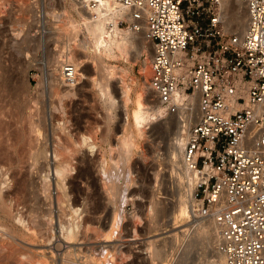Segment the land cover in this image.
<instances>
[{"label": "rangeland", "instance_id": "rangeland-1", "mask_svg": "<svg viewBox=\"0 0 264 264\" xmlns=\"http://www.w3.org/2000/svg\"><path fill=\"white\" fill-rule=\"evenodd\" d=\"M5 2H7V6L4 7L5 9H0V64L2 65V69L0 68V88L2 87L0 89V111L3 109L1 112H4L2 119L5 121V124H10V127H7H9L8 131L12 134V141L18 142L17 146H15V148H17L14 152L16 153L14 154V160L19 162V166L21 165V168H23V162L27 156V153H24V151L26 152L24 133L27 126L25 120H27L26 115L29 112H33L37 115V119H35L40 129L38 135L41 136H38L40 138L39 142L43 144L47 139V144L48 146L50 145V152L53 148V130L57 127L55 126L52 115L59 114V112L54 109L58 103V101H56L58 98L55 96L53 81L58 78L60 79V73L58 71L59 66L57 63L55 64L54 58L58 56L61 49L63 50L69 46L76 50L77 59L81 61H79L80 64H78L81 79L76 80L74 86L72 88L70 87L69 90H72V94L63 98V104L65 103L67 106L68 111H70V116L72 117L71 119L73 120L70 124H74V129L80 126V128H83L82 131L86 129L98 131V141L102 143V145L104 141L110 138L109 142H112L111 144L116 148L119 139L123 135V124L127 119L126 108L122 102L120 79L118 78L119 76H117L118 79L116 78L111 83V93L114 95L113 97L116 103L110 112L113 114L111 117L112 119L110 118V120H108L107 115L109 112L107 108L110 102L105 104L107 99L101 98L102 96L98 88L95 87L93 81L96 77V69L93 63L89 59H86L85 50L81 49L84 40V26L83 21H81L82 17H80V13L78 14L77 12L78 9L72 7V4H74L76 0H5ZM70 22L75 23L74 29L71 27ZM224 22H226L225 19ZM122 29L127 28L125 27ZM226 32L239 34V31L233 30H226ZM145 38L146 37L143 35H135L133 37L134 42L129 48L127 59L122 58L112 62L111 65L118 68H126V70H128L126 81L135 85L132 97L135 98L137 94L143 93L145 94V99L148 101V106L154 107L157 103V98L149 89L146 92L144 91L145 67L147 63L151 66L150 63L153 55L152 46ZM2 83L4 85H2ZM179 121L180 117L178 115H164L160 118L151 120L149 125L144 129V134L138 142V148L130 161L132 183L127 193L128 197L122 206L123 208L117 211L118 214H120L117 216V220L120 222V228L118 229L119 231L115 233V236H113L114 234L110 231L111 223H109V221H113L115 214L114 206L111 203L108 204V199L106 201L107 196L100 187L101 182L98 178L100 177L99 172H96L99 171L98 169L93 166V182L83 183L80 179L75 180L76 190L75 192H70L68 189L70 198H68V203L65 204L66 206H63L64 208L67 207L65 209L66 211L63 213L57 205V202H54L51 208L50 202L47 200V196H45L46 194L42 193L43 191L41 192L40 190L43 184L45 185L43 176L46 175V170L39 171V169L35 168L32 170L31 167L28 166V161L25 159V162H27L24 166L26 172H24V168L23 172L29 182L27 191H30V195L29 192H27L28 195L25 194V200H29L27 203L28 207L33 208L35 206V221L38 231L42 229V231L45 232V229H48L45 223L47 221L46 219H48L47 217H49L50 210L53 209L52 219L55 236L57 238V236H60V224L62 223L68 226L69 222L75 220L76 216L72 215L71 209L76 207L84 211L83 215L80 217L81 219L86 218L89 215V211L91 212L98 208L99 213L95 216L97 217V221H94L97 224L93 221L92 223L89 221V223L91 226L94 225V228L102 229L101 231L103 233L94 235L95 237L91 235V233L90 235L94 237L92 241H88V244L82 242L71 244L70 250L67 249L66 245L63 246L62 249L55 248V245L58 244L56 238L50 243L47 241L48 237H27L24 243L20 242L21 246L14 244L16 248V250H14L16 251L14 256H10V253L8 256L6 252L0 250V264H13L15 257L20 256L21 258H26L29 257V255L31 257L34 256V258H32L40 262L39 264H86L87 259L82 250L94 249L96 247L95 251H97L96 253L99 256L100 253L104 254V252L109 249L112 255L113 248L118 244V246L122 245V250L124 252L131 255L125 264H144L145 261L149 259L146 245L148 242L153 241L156 242L157 245H160L166 240V243L170 242L172 245L175 234L181 235V246L177 243L176 247H172L168 243V248H166L168 255L161 263L159 262V264H212V260L217 259L213 256L218 247V242L214 239V233L198 236V238L196 234V228L203 224H207L206 219L209 218L201 215L202 218L198 221H194V219H190L184 223L183 221H179L178 223L172 221L173 208L176 205L175 198L179 194V187L171 172L168 149L171 140L175 137L178 130ZM42 122L44 123L42 124ZM19 124H22V126L20 127ZM14 126H17L19 129L16 127L15 129L17 130H13ZM107 126H111L109 132L110 136L108 139L107 137L104 139L105 134H107L105 133L107 132ZM163 126H167L168 130L162 132ZM10 129L12 130L10 131ZM18 132L21 133L19 136H23V142L18 140ZM16 135L18 137H16ZM1 146L3 145H0V147ZM103 147L106 150L110 149L107 142ZM19 152L22 153V158H20L21 154ZM114 152L112 153L114 155L111 154V156H109L110 152H108V168L114 166L113 163L110 165L112 161L111 159L109 160V157H114L115 154H117V152ZM85 154L88 159H93L95 157V154H92L89 150L86 151ZM116 157H118V154L115 156V159ZM22 159L23 161H21ZM41 163L44 164V161H41ZM73 175L74 177L77 176V170L73 172ZM51 177L52 184L54 181V186L52 185V196L54 201H56L57 188L54 180L55 177L52 176V171ZM78 200L79 204L75 206V202H78ZM152 200H154V204L156 203L153 210L156 218H151V214H148ZM20 209H22V206H20ZM23 211L26 212L27 209L24 208ZM90 215L93 216L92 214ZM135 215H137L138 219L134 218ZM149 217L153 219L155 223ZM149 220L152 222L151 225ZM0 223L6 224L5 221H1ZM7 223L6 225L11 227V223L9 221ZM135 229L137 230V237H134V233H132ZM117 234L121 236V239H118ZM96 237L100 239L98 238V240ZM109 238L111 241L105 243V240ZM194 239H196L198 243L193 250L186 255L187 245L191 240L194 241ZM4 243L7 244L6 241H4ZM51 247L54 249L52 250ZM17 254L19 255L16 256ZM182 257L186 258V260H182ZM65 259L69 260L66 261ZM91 264H98V262L95 260Z\"/></svg>", "mask_w": 264, "mask_h": 264}, {"label": "built area", "instance_id": "built-area-1", "mask_svg": "<svg viewBox=\"0 0 264 264\" xmlns=\"http://www.w3.org/2000/svg\"><path fill=\"white\" fill-rule=\"evenodd\" d=\"M226 1L89 5L115 11L118 27L145 31L153 49L149 87L167 114L191 111L181 98L197 101L183 153L196 178L192 198L218 225L224 264H264V0H235L248 13L243 36L226 32ZM64 73L72 80L77 69L70 64Z\"/></svg>", "mask_w": 264, "mask_h": 264}, {"label": "bare ground", "instance_id": "bare-ground-1", "mask_svg": "<svg viewBox=\"0 0 264 264\" xmlns=\"http://www.w3.org/2000/svg\"><path fill=\"white\" fill-rule=\"evenodd\" d=\"M4 2L5 0L4 1L2 0L0 2V9H3L5 6H7L6 4L7 2L5 3ZM89 2L90 0H76V2L72 4V7L78 9L77 12L78 14L80 13L81 15L80 17H82L81 21H83V26H84V40L82 46L81 45L80 46L81 49L85 50L86 52V59H89L93 63L94 68L96 69V77L93 79L95 87L98 88L102 96L101 98L107 99V101H105V104L107 102H110L108 103L109 107L107 108V111L109 112L107 115L108 120H110V118L113 115L110 112L112 107H114L116 103L115 98L113 97L114 95L111 93L112 91L111 83L117 78V76H119L118 78L120 79V81L119 80L116 81H119L121 84L120 86H121L122 99H123L122 102L126 108V115H127V119L123 124V135L119 139L118 145L115 148L113 144H111L112 142L111 143L109 142L110 139L109 132L111 126H107L106 129L107 132H105L107 134H105L104 139H106V137L107 139L108 138L109 139L104 141V144L107 142V145L109 146L110 149L106 150L103 147L104 144L102 145V143L98 141L99 140L98 131H95L94 129H86L85 131H82L83 128H80V126H77L74 129L73 128L74 124L73 125L70 124L71 121L73 120L71 119L72 117L70 116V111H68L67 106L65 105V103L63 104V98L72 94V90H69L70 87L72 88L74 86L76 80L81 79L79 73L80 68L78 65L80 64L81 61L77 59L76 50L72 49L69 46L63 50L61 49L58 53V56L54 58L55 64L57 63L59 66L58 71L60 73V79L58 78L57 80L53 81L55 96L58 98L56 100L58 101V103L54 107V109L59 112V114L57 115L56 114L52 115V118L55 121V126L57 127L55 128V130H53L54 131L53 140H52L53 148L50 152V148H49L50 145L48 146L47 139L46 142H43V144L39 142L40 140L39 137L41 136L38 135L40 129L36 121L37 115L33 112H29L28 114L26 113L27 120H25V123L27 122L26 123L27 130L25 129V133H24V137L26 140L25 141L26 152L24 151V153H27L25 159L26 161H28L29 164L28 166H30L32 170H34V168L39 169V171L46 170V175L43 176L45 180L44 182L45 185L43 184V187L40 190L41 192L43 191L42 193L46 194L45 196H47L46 198L50 202L49 204L51 208L54 202L55 203L57 202V205L59 206L61 211H63V213L66 211L65 209L67 208V207L64 208L63 206L66 203H68V198H70L68 189L70 192L71 191L75 192L76 190L75 180L80 179L81 182L83 183L84 182L88 183L91 181L93 182V175H92L93 166L96 169H98L99 171L96 172H99L100 177L98 178L100 179L101 182L100 187L103 189V191L107 196L106 201L108 199V204L111 203L114 206L113 208L115 214L114 217L112 216L113 221H109V223H111L110 231L111 233L114 234L113 236H115V233H117L119 231L118 229L120 228L119 225L120 222L117 220V216H119L120 214H118L117 211L123 208L122 206L124 205L125 200L128 197L127 193L129 192L132 183L131 172H130V161L132 160V157L136 152V149L138 148V142L141 139L142 135L144 134V129L149 125L151 120L160 118L164 115H170V116L173 115L166 113L164 107L162 106V103L158 99H156L157 103L153 107V106H148L149 105L148 101L145 99V94L143 93L137 94L135 98L132 97L133 95L132 92L135 90V85L126 81L128 70H126V68H118L114 65H111V63L114 61L120 60L122 58L127 59L126 57H128L129 48L134 42L133 37L135 35L145 36V31L142 30L136 33L131 31L130 29H122L121 27H118L117 20L119 17L115 13V11L109 9L108 11L105 12L100 8L91 9ZM223 8H224V18L226 21L225 29L239 31L238 35L243 36L246 31L247 22H248V13L246 7L243 4L236 2L235 0H227L226 2H224ZM111 23L114 24V26H111ZM74 24L75 23L70 22V25L73 29L75 28ZM145 40L147 39L145 38ZM70 64L76 67L77 74L74 79L67 80L65 78L66 75L64 71H65V67ZM0 68L2 69L1 64H0ZM151 71H152L151 66H149V64L147 63L145 67V75H144L145 92L148 89L151 91L149 87ZM2 85L4 84L2 83ZM180 100L184 102L187 101L183 103V105L186 106L191 111L185 112V108L180 109V112L177 114L180 117V121L178 123V130L175 134V137L171 140L168 149L171 172L179 187V194L175 198L176 205L173 208V213H172L173 215L172 221H176L175 223H178L179 221H183L184 223L185 221H189L190 219H194V221H198L201 220L202 218L200 212H198L201 210L200 203H198L196 200L192 198L194 187L196 184V178L187 171L183 160V153L187 141V133L189 132L191 125L195 124L197 117V112H196L197 101H194L193 99L187 100L183 98H181ZM191 105H194L195 108L193 109ZM1 111H3V109ZM1 111H0V139H1L0 145L3 146L0 147V222L5 221V223L8 224L7 222L9 221L11 223V227H9L6 224L0 223V250L6 252L7 255L10 253V256H14L16 253V251H14L16 250L14 244L21 246L20 242L24 243L25 238L27 237L29 238L30 237L38 238L39 236L48 237L47 241L51 243L52 240H55L54 238H56V236L54 232V225L52 219L53 209L50 210L49 217H47L48 219H46L47 220L46 223L44 222L45 226L47 225L46 227H48V229L46 228L45 232H43L42 229L41 231L37 230L38 227H36V221H35L36 219V211L34 209L35 206L33 208L28 207L27 203L29 200H25L26 198L25 194L29 192L30 195V191H27L29 182L26 179L24 173L26 172L24 166L25 163L27 162H25L24 159L23 168L25 171L23 172V168H21V165L19 166V162L14 160V154H16L14 152L15 149L17 148V147L15 148V146H17L18 142L12 141L13 140L12 134L8 131L10 124L8 125L5 124V121L2 119L3 117L2 115H4V112L2 113ZM43 123L44 122H42V124ZM19 125L20 127L22 126V124ZM16 127L14 126L13 130ZM167 128H168L167 126L166 127L163 126L162 132L168 130ZM17 129L19 128L17 127ZM17 129H15V131ZM11 130L12 129H10V131ZM17 134L19 136V134L21 133L18 132ZM18 136L16 135V137ZM18 140L23 142L24 140L23 136H19ZM88 150L92 154H95V157L93 159H88L86 157L87 155L85 154V152ZM114 151L117 152L118 154V157H116L117 160L115 159V156L117 154H115L114 157L111 158L109 157V160L111 159L112 161L110 162V165L111 163H113L114 166L112 165L113 167L108 168L109 167L107 166L108 165L107 155H109L108 152H110L109 156H111V154ZM19 153L21 154L20 158H22V153L21 152ZM21 161H23V159ZM41 161H44V164H42ZM75 170H77V176L74 177L73 172ZM51 171H52V176L55 177L54 180L57 188V194L55 199L56 201H54V198L52 196V185L54 186V181L52 184ZM78 204H79V200L78 202H75V206ZM154 205H156V203L154 204V200H152L151 207L149 208L150 210L148 213L151 214L152 216L151 218H156L153 213V210L155 208ZM20 206H22V209H20ZM24 208L27 209L26 212L23 211ZM71 210H72V215L76 216V218L74 221H72L73 223L69 222L68 226L62 223L60 224L61 225V231L59 233L60 236H57L56 238L58 244L55 245L56 247L54 246L57 249L60 248L62 249V247L66 245L67 249L70 250L71 244H75L78 242L87 243L90 240L92 241V238L95 237L94 235H100L103 233L101 231L102 229L100 230V228L98 229L94 228L93 227L94 225L91 226L89 223V221L91 223L92 221L93 222L97 221L96 219L97 217L95 216L99 213L98 208L94 209V211L91 212L89 211L88 212L89 215L83 219H81L80 217L83 215L84 211H81L80 208H76V207H73ZM90 214H92L94 217L91 216ZM134 218L136 219L137 215H135ZM151 220L154 222L153 219ZM206 220H207V224H203L198 228H196L197 238L198 236L214 233V239H216L217 242H219L218 225L211 217H209V219ZM151 223L152 222L150 221V225ZM132 233H134L133 234L134 237L138 236L136 229L133 230ZM90 234L93 235L94 237L91 236ZM98 238L96 237V239ZM118 239H121V236L118 235ZM4 241H6L7 244H5ZM107 241H111V239L109 238L108 240H105V243ZM181 242H182L181 235L179 234L174 235L172 245L170 242L166 243V240H164V242L161 243L160 245H157V243L153 241L148 242L146 245H147V255H149V259L145 261V263L144 262L143 263L144 264H159V262L161 263L163 259L168 255V251L166 250V248H168L167 244L169 243L170 246L176 247L177 243L179 244V246H181L180 245ZM197 243L198 242L196 239H194V241L191 240L188 243L186 255L193 250V248L196 246ZM118 245L117 246L115 245L114 248L111 246L113 248L112 255L110 254L109 249L105 251L106 248L105 250H103L105 251L104 254L99 252L100 253L99 256L96 253L97 251H95L96 247L94 249L91 248V249L82 250L83 254H85V258L87 259L86 264H91L95 260L98 262V264H125V262H127L128 258L131 255L127 254L122 250V245L121 246ZM51 249L53 250L54 248L51 247ZM18 255L19 254H17L16 256ZM32 257L34 258V256ZM32 257L30 255L29 257L26 258H21L20 256L15 257L13 264L40 263L38 261H35ZM213 257H216L217 259L212 260V264H224V257L218 250V247ZM184 259L186 260V258L182 257V260Z\"/></svg>", "mask_w": 264, "mask_h": 264}]
</instances>
